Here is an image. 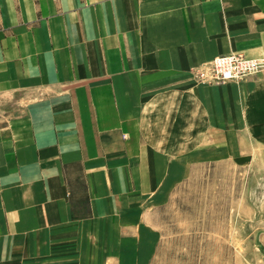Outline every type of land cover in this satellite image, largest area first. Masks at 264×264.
<instances>
[{"label":"crops","instance_id":"crops-1","mask_svg":"<svg viewBox=\"0 0 264 264\" xmlns=\"http://www.w3.org/2000/svg\"><path fill=\"white\" fill-rule=\"evenodd\" d=\"M232 51L264 57V0H0V101L19 107L0 121V264L118 262L97 248L231 134L232 97L193 71Z\"/></svg>","mask_w":264,"mask_h":264},{"label":"rangeland","instance_id":"rangeland-1","mask_svg":"<svg viewBox=\"0 0 264 264\" xmlns=\"http://www.w3.org/2000/svg\"><path fill=\"white\" fill-rule=\"evenodd\" d=\"M213 60L193 75L199 85L216 88L219 99L232 97L233 109L227 110L232 116L218 119V127L227 124L232 132L217 134V150H200L199 156H189L195 158L192 164L178 167L179 180L165 183L163 201L135 238L122 235L118 245L115 237V245L97 248V254L118 258L114 264H264V88L249 89L243 101L236 88L264 75V69L227 82L202 79ZM18 108L16 98L0 101V121ZM95 249L84 247L86 252L62 262L49 257L9 264H79L76 257Z\"/></svg>","mask_w":264,"mask_h":264},{"label":"built area","instance_id":"built-area-1","mask_svg":"<svg viewBox=\"0 0 264 264\" xmlns=\"http://www.w3.org/2000/svg\"><path fill=\"white\" fill-rule=\"evenodd\" d=\"M264 69V59L247 58L242 54L231 53L216 57L209 69L201 73V78L227 82L244 78Z\"/></svg>","mask_w":264,"mask_h":264}]
</instances>
